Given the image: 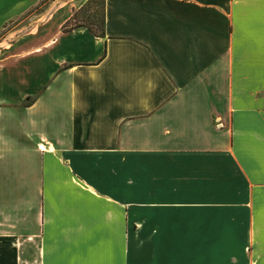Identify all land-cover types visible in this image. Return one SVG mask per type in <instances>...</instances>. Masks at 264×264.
<instances>
[{"label": "crops", "instance_id": "obj_1", "mask_svg": "<svg viewBox=\"0 0 264 264\" xmlns=\"http://www.w3.org/2000/svg\"><path fill=\"white\" fill-rule=\"evenodd\" d=\"M40 1L0 0V264H264V0H98L96 31L50 0L12 32ZM49 23L34 91L4 53Z\"/></svg>", "mask_w": 264, "mask_h": 264}, {"label": "rangeland", "instance_id": "obj_2", "mask_svg": "<svg viewBox=\"0 0 264 264\" xmlns=\"http://www.w3.org/2000/svg\"><path fill=\"white\" fill-rule=\"evenodd\" d=\"M49 2L50 0H41L35 7H33L28 13L24 15V18L22 19L21 23L15 22L13 24V27H11L13 28L12 32H16V33L21 32L20 30L21 27H25L27 29V26H29L30 24H28L29 22L27 23L26 21L31 20L33 17L37 16V14L43 12L47 8ZM100 8H101L100 1L98 0L88 1L86 5L83 7V12L85 13V15L80 18H76V16L74 15V17H72V20H69V22L66 23L64 27H62V30H65L66 28L72 25L90 24V26L88 25V27L91 30L96 31L98 29ZM50 25H51L50 23L47 24L44 29L39 30L36 36H30L24 38L21 42H19L20 44H17L14 48L4 53V55L6 56L15 53V55H12V57H17V58H13L16 59V63L9 62L7 67H9L8 69H11L17 66V67H21L20 68L21 71L26 70L25 73L26 76L28 75L31 76L30 78L32 79V82L30 86L31 88H33V90L35 89L34 91L39 90L41 81H44V76H45V71L42 67H39V65L35 67V63H36L35 59L40 56L43 57V59L47 60L48 62H51V60L49 53L47 54V51L49 50H44L43 52L45 53V55L41 56V53L43 52L36 53V51L33 50L32 48L37 44L38 40L36 39L39 38L42 34H45L47 33V31H49ZM5 32H6L5 30L0 31V41L4 38ZM49 34L51 33L48 32L46 36H48Z\"/></svg>", "mask_w": 264, "mask_h": 264}, {"label": "trees", "instance_id": "obj_3", "mask_svg": "<svg viewBox=\"0 0 264 264\" xmlns=\"http://www.w3.org/2000/svg\"><path fill=\"white\" fill-rule=\"evenodd\" d=\"M70 20H72V18L70 19ZM69 22V21H68ZM68 22H66V23H68ZM65 23V24H66ZM64 24V25H65ZM64 25H63V27H64ZM77 26H81L80 24H78V25H72V26H69L68 28H66L65 30H69V29H72V28H75V27H77ZM91 30V29H90Z\"/></svg>", "mask_w": 264, "mask_h": 264}]
</instances>
